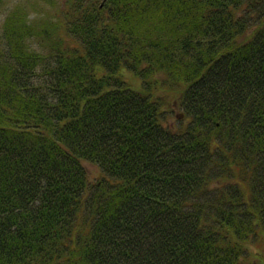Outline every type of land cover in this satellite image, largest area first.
<instances>
[{
    "label": "trees",
    "instance_id": "1",
    "mask_svg": "<svg viewBox=\"0 0 264 264\" xmlns=\"http://www.w3.org/2000/svg\"><path fill=\"white\" fill-rule=\"evenodd\" d=\"M43 1L0 24V264H264V0Z\"/></svg>",
    "mask_w": 264,
    "mask_h": 264
},
{
    "label": "rangeland",
    "instance_id": "2",
    "mask_svg": "<svg viewBox=\"0 0 264 264\" xmlns=\"http://www.w3.org/2000/svg\"><path fill=\"white\" fill-rule=\"evenodd\" d=\"M15 3H21L24 4L25 0H5L2 5H0V24L2 22V19L7 12L9 8H11ZM27 9L30 11L31 15L39 14V15H45L47 11L50 16H54V12L51 10L49 5L44 2L43 0H27L26 2ZM125 78H127L133 86H137L140 88V82L137 78H135L130 71L125 70ZM138 88V89H139ZM160 93L163 95L167 103L165 102L164 107H168L169 109L165 112V124L166 125H174L178 122H180V117L182 116V109L180 107V104L177 100V96L179 94V88L173 89V90H160ZM85 168L88 172L89 180L91 182L96 181L100 178L102 172L97 167L94 166L91 163L84 162ZM252 251H255L258 249L257 245L253 243L250 246ZM259 250V249H258ZM249 260H251V264H263L256 256L252 254V252H249Z\"/></svg>",
    "mask_w": 264,
    "mask_h": 264
}]
</instances>
